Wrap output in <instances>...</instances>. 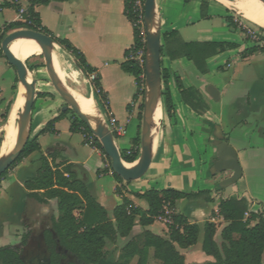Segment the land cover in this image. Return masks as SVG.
<instances>
[{"label": "crops", "instance_id": "0c3cea01", "mask_svg": "<svg viewBox=\"0 0 264 264\" xmlns=\"http://www.w3.org/2000/svg\"><path fill=\"white\" fill-rule=\"evenodd\" d=\"M234 3L233 0H155L161 45L162 35L172 31L177 32L184 43L234 44L235 48L225 50L207 60L208 71L210 63L221 55L235 52V56L231 65L229 62L223 65L224 68L232 69V76L220 89L207 83L205 78L208 72L201 75L196 70L195 78H189L187 70L191 62L185 59L171 61L167 57L161 58V69L165 68L170 72L167 84L174 112L171 118L167 117L161 97L163 108L160 123L161 137L155 150L153 147L148 171L138 180L123 184L117 183L111 173L106 170V159L99 150L92 146L87 158H84L87 149L84 146L75 160L60 161L57 154L63 153L65 147L49 145L45 138L49 134L58 137V128L66 120H61L63 118L61 117L50 130L41 131L49 121L59 117L62 107L59 100L50 97L48 93L47 97H38L40 104L33 110L38 100L35 98L31 112L30 134L31 139L36 138L40 150L21 160L6 175V177L16 179L21 195L13 199L10 205L8 220L4 225H11L14 229L13 231L7 230L0 236V248L17 246L25 233L27 222L36 223L42 218L50 222L54 217L53 210L50 209L52 201H49L48 205L38 204L27 197L28 191L24 187V182L36 175L41 157L46 158L47 162L52 165H58V169L71 165L77 179L89 195L107 212L110 219L113 217V210L122 204L123 198L130 200L135 208L141 211L147 210V203L136 198L134 193L141 194L150 189L157 191L173 189L185 193L209 191L210 202L183 199L176 201L174 208L171 209L173 215H182L188 223L199 227L197 243L187 249H178L184 258V264H206L214 261L211 256H207L202 251V241L204 225L212 223L216 226L214 241L218 245L221 243L220 232L227 223L218 214L220 201L232 196H245L250 201L245 219H249L251 215L261 216L264 219V52L250 53L249 49L254 44L239 28L229 27L225 22V18L231 17L233 22L242 25L233 17L234 15L229 13L233 11L240 14L234 7ZM190 4L196 6L205 4L212 14H207L197 21H191L190 18L185 20L183 7ZM29 6V0H0V36L9 24L26 23ZM178 6L180 8L177 14L172 16L167 14L168 9L173 10ZM33 10L38 15L41 27L49 33L48 36L68 41L83 55L87 64L94 70V74L98 76L101 88L107 97L114 127H111L107 120L105 122L119 153L137 149L136 142L140 138L138 114L142 99L139 98L137 102L133 101V96L137 91L135 80L123 72L120 67L125 61L126 53L133 46V26L126 16L124 0H53L47 5H36ZM218 19H221L230 30L238 32V41L213 40V31L203 25V22L212 24ZM190 28L195 29L198 34L195 41L190 39L192 35ZM58 52L62 53L67 63L72 66L69 70L73 69L82 77L73 58L60 47ZM223 67L218 69L222 70ZM63 68L62 66V71ZM16 78L15 69L8 65L3 55L0 56V132L5 130L1 124L2 109L3 107L6 109L10 103ZM84 78L77 87L72 86L74 93L79 92L78 94L83 95L85 92L93 91ZM69 82L73 84V81ZM161 85L163 88V83ZM210 88L216 91L215 98L210 96ZM185 90L190 91L192 97L188 100L197 105L196 111L183 102L181 93ZM46 101L48 104L44 103ZM213 102L218 104L217 113L211 110ZM68 120L71 121V117ZM221 142L228 144L236 152L242 172L241 178L227 187L223 186L222 182L231 177L232 172L218 173L213 168L217 160L216 144ZM188 149L194 156L201 149L207 151L203 158L200 156V163L209 162L212 165L205 164L199 169H186L185 166L192 162L186 157L189 153ZM92 160L94 161L93 169L89 164ZM125 164L126 166L132 165ZM108 184H111L113 193L110 201L105 192ZM118 187L121 189V195L116 193ZM2 195L3 193L0 192V197ZM257 222L258 218L251 219L250 226H254ZM132 232L133 235H131ZM132 232L128 237L120 239L129 241L137 237L141 241L146 232L167 238L168 226L158 218L152 224L141 226L136 218ZM134 260L136 258L132 262ZM262 261L264 263V252ZM33 264H38V261Z\"/></svg>", "mask_w": 264, "mask_h": 264}, {"label": "trees", "instance_id": "16d2710c", "mask_svg": "<svg viewBox=\"0 0 264 264\" xmlns=\"http://www.w3.org/2000/svg\"><path fill=\"white\" fill-rule=\"evenodd\" d=\"M51 1L53 0H29L30 6L27 10L26 23L9 24L0 36V40L9 34V32L19 28H26L49 35L41 27L38 15L34 12L33 7L36 5H47ZM132 3L133 0H124L126 16L133 26L134 19L131 15ZM224 20L229 27H233L234 29L239 28L246 36V31L242 25L233 22L231 17H227ZM258 30L259 33H264L263 28H258ZM52 39L58 48L60 47L65 50L73 58L82 75L89 80L93 95L104 119L111 122L112 116L109 104L106 94L99 83V78L95 75V79L90 80V76L94 73V70L87 64L83 55L73 48L68 41L56 38ZM140 46L139 32L133 26L132 47ZM233 48H235L234 44L224 42L184 43L180 40L178 33L172 31L162 35L160 54L161 58L167 57L171 61L185 59L193 63L199 74L205 75L208 72V59ZM249 52H264V49L254 45L249 49ZM0 56H2L1 51ZM120 67L123 72L132 76L135 80L137 91L133 96V101L137 102L139 97H142L145 92L144 81L139 79V76L143 73L142 68L127 61H124ZM27 69L32 70L33 68L28 67ZM169 78L170 72L162 68L161 81L163 83V90L161 97L166 115L168 118H171L174 112V105L167 84ZM47 96L48 93L38 94V97ZM181 97L183 102L193 111L197 110V105L188 100L189 97H192L189 90L182 91ZM11 104L7 105L4 118L7 117ZM140 108H142V105ZM66 114V112H62L59 117L49 121L41 132L50 130L54 123L61 117L66 116ZM71 128L78 130L83 136L92 135L91 130L80 119H74L71 122ZM95 140V148L110 162L108 157L105 156L98 140L96 138ZM136 147L137 149L120 152L123 162L127 164L136 162L139 155V138L137 139ZM39 150L40 147L36 142V138L29 139L19 158L3 174L0 182L16 164ZM39 162L40 166L36 175L25 181L24 187L28 191L27 197L33 199L38 204L48 205L49 201H56L55 208L58 215L56 218L52 217L50 220L52 233L50 231L45 233V244L50 252V264H60V259L64 257V255L54 251L57 242L67 251L68 255L73 257V260L67 262V264H100L105 258V253H103L105 244L107 242L112 244L118 238L128 237L135 226L136 218H138L141 226H146L152 224L162 214L164 204H167L172 209L178 200L211 201L209 197L210 192L206 190L197 193H185L173 189L160 191L150 189L141 194L134 193L136 198L144 200L147 203L148 208L146 211L135 208L130 200L123 198L122 204L113 210L111 220L107 212L89 195L83 184L77 179L71 169V165L58 169V165L48 163L44 157H41ZM106 170L111 173L117 183H124L122 179L113 173L110 163ZM116 193L121 195L120 187L116 188ZM249 203L250 201L245 196H232L220 201L218 214L227 225L220 232V245L214 241L216 226L212 223L204 225L202 251L214 259L213 262L206 264H264L262 261L264 252V219L256 215H251L249 219H245ZM257 218L258 222L254 226H250V220ZM53 234L55 235L54 238ZM198 236V225L188 223L182 215H172V224L168 225L167 238L154 236L147 232L141 241L137 237L131 238V240L124 244L118 259L112 264H133L132 260L135 258L136 262L134 264H184V258L178 252V249H187L194 246L197 243ZM26 240L27 235L23 237V243ZM0 264L25 263L20 259L19 253L14 248L2 247L0 248Z\"/></svg>", "mask_w": 264, "mask_h": 264}, {"label": "water", "instance_id": "95a60500", "mask_svg": "<svg viewBox=\"0 0 264 264\" xmlns=\"http://www.w3.org/2000/svg\"><path fill=\"white\" fill-rule=\"evenodd\" d=\"M264 6V0H257ZM156 21L155 0H144V33L146 39V52L147 59L145 63V98L142 104V119L141 130L139 138V156L136 162L131 166L126 164L121 159L120 153L116 148L112 134L108 131L107 126L100 127L95 130L91 126L88 117L81 111L79 106L75 103L71 93L62 87L61 80L59 79L55 67L53 64V53L56 51L55 41L48 35L40 32H36L30 29H21L13 31L7 34L0 43V51L3 57L6 59L8 65L13 67L16 72L17 80L20 84L25 86V93L21 95L23 100L22 110L19 115L18 122V144L5 156L0 157V179L3 174L9 170V168L16 162L21 155L25 145L30 138L31 129V112L36 98V81L32 80L27 70L24 61L17 59L11 52V44L20 38L29 39L41 49L42 56L45 60V69L49 77L51 86L56 91L58 96L63 100L64 106L61 108V112L68 110L83 121L91 130L92 135L96 137L100 143L105 156L110 160V167L115 175H117L124 182H131L142 178L151 163V154L153 150V123L151 118L154 114L157 104L161 100V32ZM77 67V66H76ZM210 96L215 98L216 91L213 88L209 89ZM216 158L217 160L213 164V168L216 172L231 171L232 176L225 179L222 185L227 187L236 183L242 175L241 168L237 160V154L226 143L216 144ZM49 231L52 233V228ZM55 235L53 234V238ZM41 247L43 253V264H50V254L45 244L44 237L41 238ZM62 253H58V252ZM56 253L62 254L66 257L67 262L72 261L73 257L67 254V251L63 249L59 243L56 244Z\"/></svg>", "mask_w": 264, "mask_h": 264}, {"label": "rangeland", "instance_id": "374dc122", "mask_svg": "<svg viewBox=\"0 0 264 264\" xmlns=\"http://www.w3.org/2000/svg\"><path fill=\"white\" fill-rule=\"evenodd\" d=\"M236 1H240V0H233V2ZM180 6L178 7H174L173 10L168 9L167 14L169 16H172L174 14H177L178 10H179ZM183 10H185V16L184 19L188 20L190 18L191 21H197V20H201V18H203L205 15L207 14H212L211 10H207L206 5L204 4L203 6H196L195 4H190V5H186L185 7H183ZM230 14L234 15L233 17L237 19V21H240L242 23V25L244 27H247L250 30L253 31H259L258 25L247 21L246 19H244L240 14H238L237 12H229ZM209 30L213 31V40L214 41H238L239 40V34L238 32H234L232 30H230L228 27H226V25H224V22L221 19L215 20L212 24L207 23V22H203ZM21 29H26V28H21ZM20 29V30H21ZM189 31L192 33L190 39L192 41L197 40V36L198 34L195 32V29L190 28ZM262 35H264V33H261ZM2 40H0L1 43ZM250 41V40H249ZM60 57H61V67L63 66V71L61 70V78L62 80L65 82V84L71 89L72 86L77 87V85H79L82 82V78H84L83 76L81 77V75L76 72L73 71V69L69 70L70 66L64 55L62 53H60ZM235 56V52L233 53H229L226 55H221L219 58H217L214 62L210 63L208 69V75L205 78V80L207 81V83L209 85H212L214 87H216L217 89H220L224 84H226L232 76V69L231 68H224L223 65L226 62H229V64L231 65L233 62ZM26 67H32V70H28L30 78L32 80L36 81V91L37 92H45V93H49L52 98H57L60 102V106L63 107L65 104L63 102V100L58 96V94L56 93V91L53 89V87L51 86L49 77L46 73V69H45V60L43 58V56H33L29 59H26V61H24ZM219 67H223V69H218ZM189 70V71H188ZM187 70V76L189 78H195L196 75V68L193 65V63H189V69ZM65 72V75H64ZM85 81L88 82L89 85L90 82L89 80H87L86 78H84ZM69 81H73L69 82ZM21 86V84L18 82V80H15V85L13 87L14 89V93L11 96V100L10 103L11 104V110H10V114L11 111L13 109V106L15 104L16 98L18 96V92H19V87ZM145 86V83H144ZM162 85H161V90H162ZM72 90V89H71ZM145 90V89H144ZM79 93V92H78ZM78 93V96L86 99L87 101H89L91 104H93L95 106V108L99 111V113L102 115V117L104 118L101 109L99 108L95 97L93 95V91H90L88 93L85 92V94L80 95ZM145 92L144 95L142 97H139L141 99L145 98ZM36 99H38L35 104H34V109L38 108V105L40 104V99L38 98V93L36 95ZM142 101V102H143ZM46 104H48V101L44 102ZM160 104H161V100H160ZM162 106V104H161ZM143 108V107H142ZM142 108L139 109V114H138V120L140 122V130H141V119H142ZM163 110V108H162ZM213 113H217L218 112V104L213 102L212 103V109ZM61 111V110H60ZM2 113L3 115L1 116L2 118V126H4L3 128L5 129V126L8 123L9 120V115H7V117L4 118L5 114H6V109L3 107L2 109ZM66 116L68 118L71 117V121L67 119H65L66 117H63L61 120H66L64 122H62L63 124H61L58 128V137L53 136L52 134L47 135V137L45 138L47 144L52 145L54 147H57L58 145L60 146H64L65 150L63 151V153H59L57 154L58 159L60 161H67V160H75L76 156L79 155L82 152V147H86V152L84 155V158H87L90 154V149L92 150V147L87 144L86 142H84L83 140V136L81 134V132H79L78 130L72 129L71 128V122L74 119H79L71 110L66 111ZM161 120L159 121V123L155 126H153V135L156 136V144L158 142V140L161 137V126H160ZM93 125V124H92ZM107 126V125H106ZM108 128V126H107ZM108 131L111 133L110 129L108 128ZM5 130H1L0 132V151H1V147L2 144L5 140ZM193 136V135H192ZM30 139H31V134H30ZM96 143V142H95ZM119 146L120 145V141H118ZM156 144H155V148L156 149ZM140 151V149H139ZM191 151L190 149H188V152ZM194 152V151H193ZM191 152L188 153V156H186L187 158H190L192 160V162H189L187 166H185V168L189 169H199L201 166L203 165H207L208 166L212 165L211 163L207 162V163H200L201 162V158H203V156L205 154H207V151H203V149H201L200 152H196V156L190 154ZM199 154V156H198ZM6 154H2L0 152V157L5 156ZM139 156V155H138ZM201 156V158H200ZM200 158V159H197ZM138 159V158H137ZM94 161H90L89 164L92 166L93 169V163ZM109 161L106 160V165H109ZM184 167V166H183ZM7 175V174H6ZM5 181V182H4ZM0 192L3 193V195L0 197V236L3 235V232L9 230V231H13L14 227L11 225H4L7 222V215L10 209V205L12 203L13 199L19 198V196L21 195V189L18 185V183L16 182L15 178H10V177H4L1 180L0 183ZM105 192L106 195L108 197V200L110 201L112 199L113 193H112V187L111 184L106 185L105 187ZM55 204L56 201H52L51 208L53 210V216L57 217L58 213L56 212V208H55ZM112 219V218H111ZM1 224H3L1 227ZM19 231H21L20 228H18ZM135 233V232H134ZM133 235V232L132 234ZM128 240H121L120 238H118L116 240V242L114 243H110L107 242L103 248V253H105V258L104 260L100 263V264H112L115 260H117L118 258L117 255L118 253H121V249L124 246L125 243H127ZM120 255V254H119ZM136 262V260H134V262H132L133 264Z\"/></svg>", "mask_w": 264, "mask_h": 264}, {"label": "bare ground", "instance_id": "6f19581e", "mask_svg": "<svg viewBox=\"0 0 264 264\" xmlns=\"http://www.w3.org/2000/svg\"><path fill=\"white\" fill-rule=\"evenodd\" d=\"M234 7L242 15L243 18L264 29V6L259 1L240 0L234 3ZM154 25H156V21ZM10 50L12 54L21 61H26V59H29L33 56L42 55L41 49L35 44V42L26 38H20L15 40L11 44ZM53 64L55 67V71L59 79L61 80L62 87L67 89L71 93L75 103L79 106L81 111L88 117L89 122L93 127V129L97 130L100 127L106 126L105 119L95 108V106L86 99L75 94L62 80L61 57L58 52V46L56 47V51L53 53ZM25 90H26L25 86L21 84V86L19 87V92L14 107L10 114V118L8 120L7 125L5 126L6 135L0 151L2 154L9 153L18 144V122H19V115L21 113L22 105H23V100L21 99V95L25 93ZM162 115H163V110L159 102L151 118L153 126L159 123V121L162 118ZM155 144H156V136L153 135V147H155Z\"/></svg>", "mask_w": 264, "mask_h": 264}, {"label": "built area", "instance_id": "2783aa9c", "mask_svg": "<svg viewBox=\"0 0 264 264\" xmlns=\"http://www.w3.org/2000/svg\"><path fill=\"white\" fill-rule=\"evenodd\" d=\"M131 15L134 19L133 26L139 32V39L141 46L140 47H132L128 50L127 55L125 56V61L132 62L136 64L139 68H142L143 73L139 76L141 81L145 83V63L147 59L146 52V39L144 33V24H143V16H144V0H133ZM242 27L246 31V37L249 39L254 45H257L260 48L264 49V35L259 33L258 31H253L248 29L247 27ZM95 79V74L92 73L90 76V80ZM145 89V86H144ZM143 101V100H142ZM143 104V102H142ZM111 127H114V122H109ZM121 135L120 133H118ZM96 137L93 135H85L84 140L87 144L95 148V140ZM129 153V152H127ZM172 211L167 204L163 205L162 214L157 218L163 221L167 226L172 224Z\"/></svg>", "mask_w": 264, "mask_h": 264}, {"label": "flooded vegetation", "instance_id": "af4514ba", "mask_svg": "<svg viewBox=\"0 0 264 264\" xmlns=\"http://www.w3.org/2000/svg\"><path fill=\"white\" fill-rule=\"evenodd\" d=\"M36 221V220H35ZM27 222L25 227V233L21 237L19 244L14 248L17 253H19L20 259L25 264H33L35 261H38V264H43V258L41 257V253H43V249L41 247V237L43 235L45 240V233L49 231L51 227V223L42 218L37 220L36 223ZM27 235V240L23 243V237ZM48 249V248H47ZM54 251L56 252V246L54 247ZM49 252V250H48ZM50 253V252H49ZM58 253H62L61 251ZM66 260V257L60 259V264H62Z\"/></svg>", "mask_w": 264, "mask_h": 264}]
</instances>
